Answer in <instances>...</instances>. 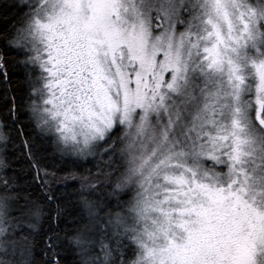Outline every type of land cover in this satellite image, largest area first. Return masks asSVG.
Listing matches in <instances>:
<instances>
[{
    "label": "snow or ice",
    "instance_id": "1",
    "mask_svg": "<svg viewBox=\"0 0 264 264\" xmlns=\"http://www.w3.org/2000/svg\"><path fill=\"white\" fill-rule=\"evenodd\" d=\"M0 264H264V0H0Z\"/></svg>",
    "mask_w": 264,
    "mask_h": 264
}]
</instances>
